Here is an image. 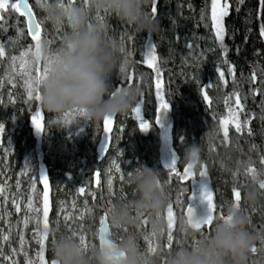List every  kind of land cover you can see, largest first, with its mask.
<instances>
[{"label": "trees", "instance_id": "16d2710c", "mask_svg": "<svg viewBox=\"0 0 264 264\" xmlns=\"http://www.w3.org/2000/svg\"><path fill=\"white\" fill-rule=\"evenodd\" d=\"M209 1L157 0L158 11L155 19L159 27L156 32L152 33L153 44L161 77L166 85L165 96L177 115L173 126V145L179 158L178 166L181 164L180 154L192 144L197 145L200 149V162L204 164H212L211 160L223 162L224 166L220 174L210 176L212 188L218 190L214 192L216 195L213 197L217 206L216 218L224 214L227 203H233L232 189H239L240 208L247 218L246 229L253 237L252 246L257 248V252L252 253L250 250L247 253L244 264H264V190L259 188V181L264 180V164L261 163V157L264 156V119H262L264 117V37L260 36V27L264 24V6L260 4V0H243V3H240L239 0H229V16L225 18L224 46L227 48L225 53L219 42L215 40L208 21ZM151 7L152 0L144 9L149 15H151ZM98 13L101 15V11ZM91 22L93 23V15H91ZM25 28L24 18L12 9L5 12L0 19V43L4 45L6 53L5 57L0 58V81L3 82L0 85V101H2L0 103V123L5 125V131L0 136V146L9 133L8 124L15 122L16 128L10 134L13 139L11 159L14 158V163L19 162L23 147L28 146L33 147V154L41 155L39 158L48 165L60 167L59 163L63 162L65 167H60L58 173L52 174L51 184L57 177L63 185L64 192L75 191L85 209L92 210L87 215L94 219L108 211L112 204L132 199V193L129 192L131 189L126 188L121 192L117 189V182L114 181V195H110L104 182H101L99 187L94 185L92 167L95 168L94 170L101 171L105 160L101 162L95 156L98 150L92 149L91 141L81 144L77 153L78 158H73L71 162L66 161L67 158L62 157V152L68 153V147L64 145L62 135L59 134L55 121H51L50 115H46L45 130L41 131L39 137H36L31 131L29 120L38 102L35 100L25 102L27 100L26 89L21 80L11 71L10 66L12 57L20 51L30 45L34 48V42L27 35ZM18 30H21L20 33L23 34L18 35ZM44 34L47 39L46 34L49 32L44 30ZM17 35L18 38L14 41ZM130 35L132 39L129 53H131L132 66L143 75L138 96L143 99L141 114L146 120L149 118L151 125L150 129L145 132L140 130L139 124H133L135 122L131 117V109L137 103L136 101L128 110V123L132 126V131L136 132V137L139 138L134 155L138 156L140 164L159 170L160 181L167 195V204L174 205L176 219L171 249L166 247V220L159 219L165 226L164 232L161 233L160 230L153 229L152 221L155 217L148 213H143L147 217L146 225L139 217L135 225L124 227L127 231L123 233V236L124 238L129 235L134 236L137 247L147 251L144 236L155 230L154 240L159 245V250L153 256L156 264H166L170 252L179 247L194 246L204 235L212 231L213 224L210 229H203V234L199 231L188 238H183L178 231L180 211L177 212L176 208L180 210L182 203L180 202L178 207L176 200L179 199L178 194L183 187L176 177H172L171 182L168 181L167 170L164 169L158 155L151 96L147 86V79L151 78L152 72L144 64L146 54L144 45L148 33H138L133 29ZM45 36L43 35V37ZM106 38L111 39L107 33ZM188 44H191L192 47L189 48ZM59 45V41L51 42L49 50L54 51ZM229 65L235 69V81L228 73ZM217 67L224 71L227 84L220 80L219 73L216 71ZM253 72L257 77L255 83L251 80ZM9 80L12 83H9ZM7 88L11 89L10 101L4 99L3 92ZM201 88L207 92L208 101L203 99ZM256 89H259V92L253 95ZM234 92L239 93L241 102L244 104V111L240 113L241 122L252 117L248 125L251 135L247 130H244L242 134L236 133L234 128L229 125V141L225 142L224 138L218 141L219 121L221 118H227L228 107L233 106L235 97L233 96L227 105L225 101ZM89 126L90 131L99 132L102 121H92ZM231 135L234 137L233 143L230 141ZM211 143L216 145V150L213 152L209 151ZM111 148L112 143L110 142L109 151ZM109 151L104 153V159L106 156L108 157ZM134 155L125 156L124 166L126 169H130L133 165ZM98 166L100 167L96 168ZM248 166L256 169L255 179L245 173ZM34 180L37 182L36 187H39L38 178L34 176ZM27 182L28 187L32 185L29 180ZM81 187L86 190L84 194H80L78 191ZM249 190H255L257 193L254 201H249L246 198V193ZM92 193H95V200H93ZM251 203H258L259 208L256 214H251L249 208ZM50 214L49 232L54 233V237L57 238L61 233ZM133 216H137V213L133 212ZM34 224L33 219L30 218L23 231V249L29 257L33 255L36 248L31 237ZM52 240L49 237L46 244L48 242L51 245ZM92 245L96 246L94 241ZM51 256L53 255L50 253L49 259H54ZM0 264H3L1 258ZM20 264L25 263L21 261Z\"/></svg>", "mask_w": 264, "mask_h": 264}, {"label": "clouds", "instance_id": "9594fccd", "mask_svg": "<svg viewBox=\"0 0 264 264\" xmlns=\"http://www.w3.org/2000/svg\"><path fill=\"white\" fill-rule=\"evenodd\" d=\"M150 0H86L83 6L44 7V19L53 27L67 25L62 41L54 51L42 42L39 61L50 59L47 76L40 84V105L50 113L60 114L72 109L85 110L92 121H102L125 114L137 101L140 89L136 85L123 86L119 90L109 86V78L125 63L121 47L106 38L108 25L92 23L91 15L107 10L122 22L133 26L138 32L154 33L158 22L145 12ZM36 58L33 57V63ZM200 149L192 144L185 149L188 164L198 163ZM159 170L141 164L130 171L126 184L132 188L133 198L116 202L108 209L110 223L124 228L137 223L135 213H148L153 217L167 206V195L159 183ZM256 191L249 190L246 198L256 199ZM192 197L190 196L189 199ZM247 218L240 206L226 204L223 218L213 221L212 231L204 235L192 247H179L170 252L166 264H244L251 250L253 237L246 229ZM153 229L165 226L153 219ZM178 231L188 238L199 231L187 220L179 222ZM51 251L57 264H156L153 255L141 251L134 236L129 235L112 248L90 246L85 250L79 240L60 235L52 240Z\"/></svg>", "mask_w": 264, "mask_h": 264}, {"label": "rangeland", "instance_id": "374dc122", "mask_svg": "<svg viewBox=\"0 0 264 264\" xmlns=\"http://www.w3.org/2000/svg\"><path fill=\"white\" fill-rule=\"evenodd\" d=\"M15 0H9V7L7 9L0 10V19L3 17V14L7 12L10 8V4L14 3ZM30 5L32 9L34 10L36 17L39 21L42 22V37L44 34V30L48 31L49 34L43 37L44 41L47 42L48 47L50 44L48 41L51 42H57L59 41L61 43L63 35L69 30L68 26L62 25L53 27L50 23H48L44 19V7H41L36 3V0H29ZM65 5L68 4V0H63ZM76 6H83L84 1L83 0H75ZM97 14L100 15V13H93V23H100L97 20ZM208 14H209V24L211 26V0L209 1V7H208ZM100 16H105V19L102 24L108 25V31L107 34L110 36V40L116 41L120 47L124 46L125 52H121L122 60H127L128 63L126 65L127 72L120 76L118 74V78L116 75V72L114 71L112 75L109 78V86L110 87H117V86H125L126 83H123L128 74L133 75L134 83L133 85H136L139 87L141 86V82L143 81V75L141 72L136 70L132 66L131 62V55H129L130 50V41L129 37H131L130 33L133 31V26H130L126 24L125 22L120 21L115 14L107 13L105 14V11H101ZM25 24V21H24ZM26 29V28H25ZM21 30L18 31V35L20 34ZM212 33L215 37L214 30L212 29ZM17 37L14 38V41H16ZM123 37V39H122ZM146 43V42H145ZM145 46V45H144ZM29 48V46L26 47L25 50L20 51L16 56L17 59L15 61H11V71L21 80L22 84L25 79V77L21 74L20 69V54L21 52L26 51ZM34 50V48H33ZM30 62L33 61V56L31 53L26 57ZM43 61L40 62L41 67H43ZM145 64V63H144ZM147 65V64H145ZM35 65L30 63V68L34 69ZM151 78L148 77L147 79V86H148V92L151 96V105L153 109V121L155 125V137H156V145L158 149V155L161 160V163L163 166L171 159L173 154H177L176 150L173 145L174 141V134H173V126L175 124V121L177 119L176 111L174 108H172V105L170 104L169 100L166 98V101L169 105V109L172 111L174 115V122L172 126L168 128H163L159 122H155V112L156 108L158 106V103L155 98V72L152 71ZM34 74V71H33ZM162 87L164 90V93L166 91V85L165 81L162 79ZM4 99L11 100V89L7 88L3 92ZM5 100V101H6ZM35 108H40L42 115L44 116V125H45V117L46 115H50L51 121H55L56 128L59 132V134L62 135L63 143L65 146L68 147V153L66 151L62 152V157H66L65 159L68 162H71L73 158L77 157V153L80 150L81 144L87 141H91L92 149L96 148L98 151L95 153V156L102 162L104 161V167L100 173V183L104 182L106 188L107 186V180L109 179V169L112 168V162L115 161L117 164L121 165V172L124 174V180L120 181L119 175L120 173H116L114 169L111 172V176L113 177V185L114 181L117 182V189L119 191H124V189L129 188L131 189L129 192L132 193L131 186L126 184V178L128 176V173L135 167L140 166L139 159L137 155L135 154L136 148H137V141L139 142V138L136 137V132L132 131V126H130L129 122V113L128 111L123 115H118L117 120L112 125V132L111 135V143L112 148L109 151L108 157L104 159L103 155H101V150L103 147L104 142V132H103V120H102V127L100 128V133L98 131L92 132L90 131V126L92 120H89L87 117H80L76 116L75 118H72L71 123H65L63 114L66 112H70V110L65 111L60 114L50 113L43 109L37 101ZM33 115V113H32ZM31 115V117H32ZM31 117L29 120V123L31 125V131L36 135V137H39L41 132H37L35 128L32 125ZM131 117L133 118L134 122L133 124L136 125L139 124V121L135 119L134 114L132 113ZM149 119V118H148ZM147 119V120H148ZM149 121V120H148ZM94 122V121H93ZM9 125V133L6 136L3 143H1L0 146V186L4 187V193L2 196H0V258L2 259L3 264H20V262H24L26 264V259H32L34 262L37 261V253L39 249V244L37 242V237L34 235V231L37 229L38 220H42L43 218V184L39 182V187H36V190H32V185L35 182L34 176L38 178V175L41 170H43L48 175V183H49V204H50V212L52 214V219L55 221L56 226L59 228V232L61 235H67L72 236L73 232L77 233V236L73 237L74 239L79 240V236L83 235L85 236L88 247L93 246L92 242L94 241L96 246H98L97 241V235H98V227H99V218L103 215L100 214L99 216L95 217L94 219H91L90 216L87 215L88 212L85 210L84 204L80 201L79 196L76 194L75 191L68 193L63 191V185L61 184L60 179L56 177L54 179L53 184H51V178L52 174H56L59 171V168L64 166L63 162H60V167H53L52 165H48L43 161V159H40L39 157L41 155L33 154V147H23L21 159L17 164L14 163V158L11 159V152L13 149V139L11 137V132L16 128L15 122H11ZM130 126V127H129ZM129 127V128H128ZM99 133V134H98ZM221 129L217 130L218 135V141L223 140V136L221 135ZM234 137L231 135L230 141L233 143ZM23 146V144H22ZM186 149V148H185ZM185 149L180 154L182 158H180V166H177L178 171H182L183 168L188 164L185 158ZM216 150L215 143L209 144V151L213 152ZM127 155H134V161L133 165L130 167V169H126L124 166L125 163V156ZM78 158V157H77ZM179 159V158H178ZM212 164L211 163H202L200 162V159H198V163L194 166L193 172L195 173V185H196V197L197 201L201 205L203 209V214L206 210V202L202 201L200 199V190L201 186L205 183L208 184L209 189L213 192V197L216 195L214 192H217L218 190H215L212 188V184L210 181V176L213 174L219 175L220 171L223 169V162L220 160H215ZM41 163V166H40ZM201 165L205 166L208 172V177H200L199 169ZM65 167V166H64ZM100 166L96 167L99 168ZM93 168V183L96 184V176L95 173L98 171V169L94 170ZM13 176V179L11 177ZM175 177V176H173ZM32 184L28 187V182ZM178 180V179H177ZM179 181V180H178ZM182 184V191L178 194L179 201L182 203L179 208L177 209V212L180 211L178 216L181 220H186L184 211L187 208V205L193 201V186L191 183V180L180 182ZM116 184V183H115ZM114 187V186H113ZM57 188V189H56ZM124 194V193H121ZM192 196V198L189 200L187 199L189 196ZM29 197L33 199V207L41 209L40 212L30 211L27 208V202ZM233 197V194H232ZM13 199L16 200V202L20 205V212H16L15 206L13 204ZM178 200V199H177ZM176 200V203H177ZM53 201V203H52ZM120 202V201H119ZM75 205V207H73ZM178 207L179 204L177 203ZM249 208L251 211V214H256L258 212V203H251L249 204ZM63 209V211H62ZM84 212L85 216L83 220L77 219L76 217L79 216L80 213ZM50 214V216H51ZM66 214H71L73 219L69 221H65L64 216ZM166 215V207L159 213V218L155 217V219H165ZM223 215V214H221ZM26 218L33 219L34 227L32 228V239L35 242L36 248L31 257L27 255V257L24 255L26 253L23 249V244L21 245V237H23V231L25 228L24 220ZM109 219V217H108ZM95 221V222H93ZM110 221V220H109ZM179 221V222H180ZM50 222V220H49ZM39 230L43 231L42 224L39 225ZM58 233V232H57ZM3 235H8L9 240L4 241L2 239ZM52 240L54 237V233H48V238ZM13 249H15V254L13 253ZM141 251L146 252V249L140 248ZM47 253L48 258L50 256V253L52 255L51 251V245L47 242ZM10 257V260H5L4 257ZM53 257V256H51Z\"/></svg>", "mask_w": 264, "mask_h": 264}, {"label": "snow or ice", "instance_id": "6c2138e0", "mask_svg": "<svg viewBox=\"0 0 264 264\" xmlns=\"http://www.w3.org/2000/svg\"><path fill=\"white\" fill-rule=\"evenodd\" d=\"M240 3H243V0H239ZM36 3L40 5L41 7H45L48 4H56L59 7H66L67 5H74L75 0H68V4L65 5L63 0H36ZM84 3H86V0H84ZM260 4L264 6V0H260ZM9 7V0H0V10L7 9ZM10 8L14 10L15 12L19 13L21 16H24L27 18L26 24H27V35L31 37V40L34 42V50L33 46L30 45L29 48L21 52L20 54V69L21 74L25 77L23 81V86L26 89V96L27 100L26 103L31 102L33 100L40 101V84L42 79H44L47 76L48 73V64L51 63V60L49 59L46 64H43V67L40 65L39 61V55H40V48L42 42H44V39L42 37V22L39 21L33 14V10L29 5V0H15L14 3L10 4ZM229 10H230V4L229 0H211V26L214 30L215 34V40L219 42L221 48L224 50V52H227V48L224 46V40L226 35V25H225V18L229 16ZM157 0H152V7H151V15L153 18L157 15ZM107 10H105V14H107ZM2 15V13H0ZM105 19V16H100L97 14V20L100 23H103ZM19 31V30H18ZM21 35L23 33H20ZM260 36L264 37V24L260 27ZM123 39V37H122ZM129 39H132V37H129ZM50 44L51 41H48ZM146 47V54L144 57V63L147 64L148 68H150L152 71L155 72V98L158 103V106L156 108V117L155 122H159V112L161 109H167L169 107L166 98L165 93L162 87V78H161V70L158 65V58L156 56V49L155 45L150 41ZM188 47L191 48L192 45L188 44ZM121 52H125V48L122 44L121 46ZM31 53L33 57L36 58V62L33 63L30 62L26 57ZM5 48L2 43H0V58L5 57ZM131 55V53H129ZM17 57H12V60L15 61ZM226 62V61H225ZM30 63L34 64V69L30 68ZM128 61L125 60V63L120 66L119 71L123 74L127 72V65ZM34 71V74H33ZM216 71L219 73V78L221 81H223L225 84H227V81L225 80V73L222 71L219 67L216 68ZM228 73L232 76L233 81H235V69L233 66L229 65L228 67ZM251 80L253 83L256 82L257 77L255 72L252 73ZM2 81H0V85H2ZM9 83H12L11 80H9ZM126 83L127 86H132L134 83L133 75L128 74L126 80L123 82ZM123 85L115 87L117 90H119ZM201 93L203 94V99L205 101L209 100V97L207 95V92L204 88L200 89ZM259 92V89H256L253 92V95H256ZM11 95V94H9ZM233 96L234 104L233 106L228 107V115L227 118H221L219 121L220 129L224 138L225 142L229 141V125H231L236 133H243L244 130H247L248 134L251 135V129L248 127L250 120L252 117H249L247 120L243 121V123L240 120V113L244 111V104L241 102V98L238 92H234L230 94L229 97L226 98V105L228 104L229 100H232ZM2 103V101H0ZM143 103V99L139 98L137 99V103L134 107H132L131 112L134 114L135 119L139 121V128L141 131H148L151 127L148 120H146L142 116V108L141 105ZM65 120V123H71L72 118H75L76 116L80 117H86L85 110L82 109H72L70 112H66L63 114ZM264 119V117H262ZM44 116L41 113L40 108H35L33 115L31 117V122L35 130L39 133L41 131L45 130L44 126ZM112 123L113 118L105 117L103 120V132H104V142L103 147L101 150V155L109 151V145L111 141V135L112 132ZM5 131V125L3 123H0V136ZM183 139V137H181ZM255 147V146H253ZM261 163L264 164V156L261 157ZM178 166V157L176 154H173L171 159L164 165V169L167 170V176L168 181L171 182V179L173 176H175L180 182H185L191 180L195 173L193 172L194 166L191 164H187L182 171L177 170ZM114 169L116 173H120L119 179L120 181L124 180V174L121 172V165L117 164L115 161L112 162V168L109 169V179L107 180V186L109 189V194L114 195L113 192V177L111 176V172ZM245 173L247 175H251L253 179L256 178V169L252 166H248L245 170ZM130 175V172L128 173ZM200 177H208V172L205 166L201 165L199 169ZM96 176V184L97 187H99L100 184V173L97 171L95 173ZM38 180L40 183L43 184V218L42 220H38L37 224L38 227L34 231V235L37 237V242L39 244V251L36 254L37 255V261L38 264H49V262L46 260L45 257V245L46 241L48 240V233H49V212H50V204H49V183H48V175L41 170L38 175ZM161 184V181H159ZM162 185V184H161ZM259 188L264 190V180L259 181ZM36 184L35 182L32 185V190L35 191ZM80 194L85 193V188L81 187L78 189ZM233 192V203L235 206H240V200H241V194L240 190L237 188L232 189ZM4 193V187L0 186V196H2ZM93 200H95V193H92ZM191 196V195H190ZM189 196V197H190ZM189 197L187 199H189ZM192 197V196H191ZM200 199L204 202H206V210L203 215H197L193 208L189 205L187 206L186 210L184 211V215L186 216V220L188 223L196 230L200 231L203 234V229L208 228L210 229L214 219L216 218V212H217V206L213 199V192L209 189L208 184L205 183L201 186L200 190ZM190 200V199H189ZM13 204L15 206L16 212H20V205L16 202L15 199H13ZM177 203L179 204V199L177 200ZM75 207V205H73ZM27 208L30 211L40 212L41 209L34 208L33 207V199L29 197L27 202ZM63 211V209H62ZM86 212L90 213L91 209H86ZM85 216V213L82 212L79 214L77 219L83 220ZM138 217L142 218V223L147 224V217L143 213H137ZM221 218H223V215H220ZM157 218H159V214L157 215ZM65 221L72 220L73 217L71 214H66L64 216ZM175 212H174V205L172 203H168L166 206V234H167V245L166 247L168 249H171L172 243H173V230L175 227ZM30 218H26L24 220V224L27 226L29 223ZM42 224L43 231L39 230V225ZM127 230L125 228H119L114 225H112L109 222L108 219V211H106L100 218H99V229H98V239H99V245L102 248H112L118 243L119 241L124 239L123 233H125ZM161 233L164 232V229L160 230ZM72 236H77L76 232L72 233ZM156 237V231L154 230L148 235L144 236V240L147 244V253L150 255H156L159 250V245L155 243L154 238ZM2 239L4 241L9 240L8 235H3ZM79 242L85 250L88 248V242L85 238V236L80 235L79 236ZM197 242L196 244H198ZM23 244V237H21V245ZM195 244V245H196ZM194 245V246H195ZM251 252L255 253L257 252V248L255 246L251 247ZM13 253L15 254V249H13ZM2 254V253H0ZM24 255L27 257V253H24ZM5 260H10V257L5 256ZM26 264H36L32 259H26ZM50 264H57V261L55 259H52Z\"/></svg>", "mask_w": 264, "mask_h": 264}, {"label": "water", "instance_id": "95a60500", "mask_svg": "<svg viewBox=\"0 0 264 264\" xmlns=\"http://www.w3.org/2000/svg\"><path fill=\"white\" fill-rule=\"evenodd\" d=\"M29 5H30V2H29ZM30 7H31V5H30ZM32 8V7H31ZM33 10V9H32ZM33 14H34V16L36 17V14H35V12H34V10H33ZM23 18H24V21H25V27H26V31H27V24H26V21H27V18L26 17H24V16H22ZM37 18V17H36ZM29 38L31 39V37L29 36ZM152 42L153 43V34L152 33H148V36H147V40H146V43H145V45H147L149 42ZM263 46H264V39H263ZM144 51H145V53H146V47L144 46ZM162 78V77H161ZM125 86H127V85H125ZM155 116H156V112H155ZM116 118H117V116H115L114 118H113V123H112V125L114 124V122L116 121ZM173 122H174V115H173V113H172V111L169 109V108H167V109H161L160 110V112H159V124L163 127V128H168V127H170V126H172V124H173ZM40 166H41V163H40ZM195 178L193 177L192 179H191V183H192V186H193V188H194V190H193V201L191 202V203H189L188 205L190 206V207H192L193 208V210H194V212L197 214V215H203V210H202V207H201V205L199 204V202L197 201V197H196V185H195ZM187 205V206H188ZM104 214V213H103ZM185 218H186V216H185ZM98 229H99V227H98ZM97 241H98V245H99V239H98V235H97ZM38 251H39V249H38ZM45 257H46V260L49 262V264H50V262H51V260L48 258V253H47V244L45 245ZM36 264H38V261H36Z\"/></svg>", "mask_w": 264, "mask_h": 264}]
</instances>
